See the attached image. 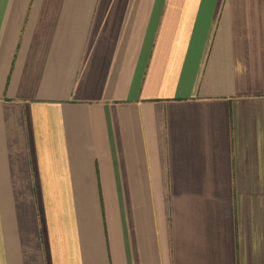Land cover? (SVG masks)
<instances>
[{
  "label": "crops",
  "instance_id": "obj_1",
  "mask_svg": "<svg viewBox=\"0 0 264 264\" xmlns=\"http://www.w3.org/2000/svg\"><path fill=\"white\" fill-rule=\"evenodd\" d=\"M0 264H264V0H0Z\"/></svg>",
  "mask_w": 264,
  "mask_h": 264
}]
</instances>
